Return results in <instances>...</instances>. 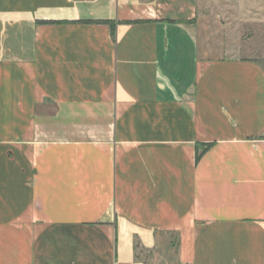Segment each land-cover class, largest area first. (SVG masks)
<instances>
[{
  "label": "crops",
  "instance_id": "0c3cea01",
  "mask_svg": "<svg viewBox=\"0 0 264 264\" xmlns=\"http://www.w3.org/2000/svg\"><path fill=\"white\" fill-rule=\"evenodd\" d=\"M248 26L264 0H0V264H264Z\"/></svg>",
  "mask_w": 264,
  "mask_h": 264
},
{
  "label": "rangeland",
  "instance_id": "374dc122",
  "mask_svg": "<svg viewBox=\"0 0 264 264\" xmlns=\"http://www.w3.org/2000/svg\"><path fill=\"white\" fill-rule=\"evenodd\" d=\"M247 30L244 33L245 38H250L249 43L246 45L248 48L243 53L245 54H251L252 56H255L262 62V65L264 66V26L262 27H254V26H248L246 28ZM249 33V34H248ZM151 262L153 261L155 264H173L170 263V261L164 260L162 257H156L151 256L150 258Z\"/></svg>",
  "mask_w": 264,
  "mask_h": 264
},
{
  "label": "trees",
  "instance_id": "16d2710c",
  "mask_svg": "<svg viewBox=\"0 0 264 264\" xmlns=\"http://www.w3.org/2000/svg\"><path fill=\"white\" fill-rule=\"evenodd\" d=\"M45 22L51 23L52 21H45ZM108 23H110L113 26L112 22H108ZM212 145H213V142H204V143L197 144L196 145L195 161L198 162L200 157L202 156V154H204Z\"/></svg>",
  "mask_w": 264,
  "mask_h": 264
}]
</instances>
